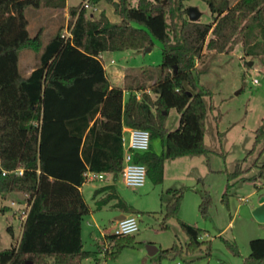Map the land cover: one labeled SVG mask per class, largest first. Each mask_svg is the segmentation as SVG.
<instances>
[{"label": "trees", "instance_id": "obj_1", "mask_svg": "<svg viewBox=\"0 0 264 264\" xmlns=\"http://www.w3.org/2000/svg\"><path fill=\"white\" fill-rule=\"evenodd\" d=\"M84 1L70 9L72 37L62 36V25L44 42L41 33L29 31L27 7L60 10L67 0H0V193H23L29 206L20 239L0 250V264H85L88 259L100 264L99 251L83 244V220L92 210L81 190L86 173L111 174L115 181L98 189L104 194L98 208L116 200L120 211L135 213L116 185L124 164V126L150 131L151 146L137 152L135 161L146 165L147 179L154 184L164 181L168 159L206 155L205 97L211 91L200 85V77L208 71L209 59L230 52L240 35L241 43H247L254 23L264 16V0H202L212 13L210 23L189 20L186 2L193 0H89L92 6L101 1L112 5L120 16L115 22L105 9L87 13L81 8ZM155 39L163 44L159 70L127 72L123 87L112 85L100 55L142 51ZM25 49L39 53L40 63L29 75L19 68ZM173 108L180 124L170 130ZM262 136L259 128L255 144ZM156 140L161 152L154 147ZM239 171L237 166L229 180ZM260 175L264 177V166ZM184 190L168 189L173 201L165 217L178 218L189 237L185 247L175 243L161 250L174 254L170 260L205 244L204 230L179 218ZM211 204L206 191L199 205L203 216ZM225 243L241 255L236 242ZM250 249L242 264H264V238L251 239ZM207 250L209 255L210 245Z\"/></svg>", "mask_w": 264, "mask_h": 264}, {"label": "rangeland", "instance_id": "obj_2", "mask_svg": "<svg viewBox=\"0 0 264 264\" xmlns=\"http://www.w3.org/2000/svg\"><path fill=\"white\" fill-rule=\"evenodd\" d=\"M81 1L68 0L66 7L60 10L27 7L31 35L41 33L46 42L62 25L61 32H65L70 24V9L80 5ZM133 3L136 4L137 0ZM186 4L198 7L202 13L200 21L210 23L213 20L206 2L193 0ZM100 9H105L112 21H120L113 6L105 1L90 5L87 13L98 15ZM240 37L233 42L234 48L230 52L214 54L206 63L208 71L200 77V85L211 91L205 97L209 107L205 144L209 152L201 156L168 159L161 184H154L149 179L143 187L126 186L122 178L116 182L119 195L132 206L139 220L140 230L131 237H104L113 232L111 208L84 217V248L99 251L100 264H163L174 254L164 255L161 250L175 243L186 246L189 237L179 219L165 217L167 204L173 201L168 192L170 188H185L179 218L204 230L202 249L184 251L176 258L181 264H242L243 258L251 251L250 240L264 238V221L253 215L264 196V177L260 175L264 166V136L255 144L257 130H264V16L254 23L247 43L242 44ZM162 47V42L155 39L151 47L142 51L104 53L103 61L109 66L114 60L113 65L126 66L129 73H139L144 67L158 71ZM39 63L38 52L25 49L20 53L19 68L23 74ZM199 67L204 68L203 65ZM179 124L180 114L173 108L167 126L175 130ZM153 144L158 152L162 151L159 140ZM237 166L239 176L229 180V173L237 171ZM91 182L94 181L88 180L84 191L87 201L93 204L92 193L88 191ZM206 191L212 196V204L209 214L203 216L199 205ZM225 193L228 196L225 197ZM26 198L23 193H0V250L10 248L21 237V218L28 209ZM225 239L236 242L241 255L233 254ZM149 244L157 246L159 252L150 255ZM118 250L114 257L113 253ZM85 264L96 263L88 259Z\"/></svg>", "mask_w": 264, "mask_h": 264}, {"label": "built area", "instance_id": "obj_3", "mask_svg": "<svg viewBox=\"0 0 264 264\" xmlns=\"http://www.w3.org/2000/svg\"><path fill=\"white\" fill-rule=\"evenodd\" d=\"M89 0L82 3L81 8H89ZM96 9V8H95ZM62 36L68 39L72 37V27L67 26ZM103 60V55H100ZM114 63V60H111ZM124 142V158L122 180L126 186L129 187H143L147 181V167L144 163L135 161V154L137 152H144L149 150L151 146V133L148 129L131 127L128 130V135L123 137ZM19 174L23 170L18 171ZM88 180L103 179V174H98L93 171L86 173ZM15 203V202H13ZM29 207V206H28ZM140 230L139 220L135 214H127L123 218L114 223L113 232L111 234L123 236L135 234ZM105 234L104 237L111 235ZM163 264H181L179 260H169Z\"/></svg>", "mask_w": 264, "mask_h": 264}, {"label": "crops", "instance_id": "obj_4", "mask_svg": "<svg viewBox=\"0 0 264 264\" xmlns=\"http://www.w3.org/2000/svg\"><path fill=\"white\" fill-rule=\"evenodd\" d=\"M238 0H234L233 3L237 2ZM67 4H68V0H67ZM96 8V7H95ZM101 10V9H100ZM99 10V11H100ZM111 51H106L104 52L105 54L106 53H110ZM104 53H102L101 55H103ZM102 60V59H101ZM104 60V59H103ZM102 60V63H103V66L104 68L106 69V72L109 76V79L112 83V85L114 86H120V87H123L125 85V75L127 74V70L129 69L128 67L126 66H115L113 65L114 63H110V65H106L104 63V61ZM35 67H32L31 69L28 70L27 74L25 75H29L32 70L34 69ZM139 94V93H138ZM128 95H129V91H125L124 93V98L125 100L128 98ZM131 127H128V126H124L123 128V137L124 136H127L128 135V130L130 129ZM166 167V165H165ZM89 181H94V182H91V187L89 188V192L92 193V200H93V204H90L91 207H92V210H91V213L90 214H94L95 211H99V210H103L105 208H111L112 210V217L110 219V222L111 224L115 223L117 220L121 219L123 217V215H127V214H134L133 212H122L120 211V209L118 207L115 206V203H116V200H112L110 201L108 204L102 206L101 208H98L97 207V200L100 199V195L103 194V193H98V189H100L101 187L105 186V185H110V184H113L115 181L113 180V177L111 174H106L105 177L103 179H98V180H89ZM88 182V179L86 180V182L84 183V185L82 186L81 190L82 192L84 193L85 195V186H86V183ZM87 200V199H86ZM14 202V201H13ZM16 203V202H15ZM25 217H26V214L25 216H23L21 219V230L23 229V221L25 220ZM95 218V217H93ZM22 233V232H21ZM20 239V238H19ZM172 258V257H171ZM170 258V259H171ZM169 259V260H170ZM168 260V261H169Z\"/></svg>", "mask_w": 264, "mask_h": 264}, {"label": "water", "instance_id": "obj_5", "mask_svg": "<svg viewBox=\"0 0 264 264\" xmlns=\"http://www.w3.org/2000/svg\"><path fill=\"white\" fill-rule=\"evenodd\" d=\"M188 15L190 21L196 22L200 20L202 13L199 11L197 6H189ZM253 215L259 221H264V196L260 199L259 205L254 209ZM147 250L150 255H155L157 252H159V248L152 244L147 245ZM26 264H31V261H26Z\"/></svg>", "mask_w": 264, "mask_h": 264}]
</instances>
